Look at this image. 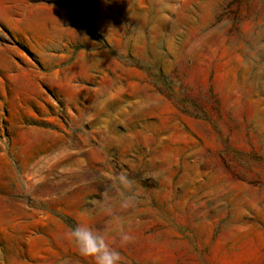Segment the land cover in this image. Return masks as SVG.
Masks as SVG:
<instances>
[{
    "label": "rangeland",
    "instance_id": "obj_1",
    "mask_svg": "<svg viewBox=\"0 0 264 264\" xmlns=\"http://www.w3.org/2000/svg\"><path fill=\"white\" fill-rule=\"evenodd\" d=\"M82 223L264 264V0H0V264H94Z\"/></svg>",
    "mask_w": 264,
    "mask_h": 264
},
{
    "label": "clouds",
    "instance_id": "obj_2",
    "mask_svg": "<svg viewBox=\"0 0 264 264\" xmlns=\"http://www.w3.org/2000/svg\"><path fill=\"white\" fill-rule=\"evenodd\" d=\"M120 180L126 181L121 176ZM70 238L79 254L85 258H91L94 264H121L120 252L111 247L103 233L96 231L88 224H78L70 230ZM130 239L127 234L121 235V241Z\"/></svg>",
    "mask_w": 264,
    "mask_h": 264
}]
</instances>
